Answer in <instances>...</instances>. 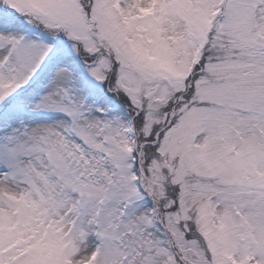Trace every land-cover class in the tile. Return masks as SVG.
I'll list each match as a JSON object with an SVG mask.
<instances>
[{"label": "snow or ice", "instance_id": "obj_1", "mask_svg": "<svg viewBox=\"0 0 264 264\" xmlns=\"http://www.w3.org/2000/svg\"><path fill=\"white\" fill-rule=\"evenodd\" d=\"M0 264H264V0H0Z\"/></svg>", "mask_w": 264, "mask_h": 264}]
</instances>
